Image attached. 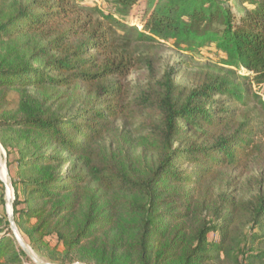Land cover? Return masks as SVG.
Wrapping results in <instances>:
<instances>
[{
	"label": "trees",
	"instance_id": "obj_1",
	"mask_svg": "<svg viewBox=\"0 0 264 264\" xmlns=\"http://www.w3.org/2000/svg\"><path fill=\"white\" fill-rule=\"evenodd\" d=\"M232 1L237 13L230 0H0V141L33 250L53 264H264V184L252 178L248 199L216 189L264 172V0ZM158 42L228 69L182 86L159 71ZM133 125L152 159L122 136ZM5 218L0 264H36Z\"/></svg>",
	"mask_w": 264,
	"mask_h": 264
},
{
	"label": "rangeland",
	"instance_id": "obj_2",
	"mask_svg": "<svg viewBox=\"0 0 264 264\" xmlns=\"http://www.w3.org/2000/svg\"><path fill=\"white\" fill-rule=\"evenodd\" d=\"M95 1L99 6H103L105 3H107L109 0H93ZM230 2L233 4V1L230 0ZM233 10L235 13H237L238 8L235 7L233 4ZM153 48L158 53V69L161 73L164 71H168L173 69V78L175 82L182 86L186 87H192L194 84L199 82L203 79V77L209 75V74H216V73H222L225 72L228 68L221 65L217 61H215L214 55L208 54V56H199L197 54L189 53L186 51H182L175 46H173L169 42H158L154 43ZM128 79H137V73L136 72H130L127 74ZM257 87L255 85H252V90H256ZM13 99L14 96H11ZM16 100H14L13 104ZM8 107L11 108V105H8ZM256 119V128L259 130L258 140L261 141L264 144V113H259L255 117ZM137 129V125H133L132 127L126 126L123 127L122 130V136L126 139V142L131 143L132 151L136 154H142L146 159H152L151 154L144 150L143 146H140L139 140H141V135L137 134L135 130ZM3 136V137H1ZM8 134L3 133L0 131V137L1 138H7ZM137 140V141H136ZM0 148L2 152L6 156V150L4 146L1 144L0 141ZM6 162V157L4 159ZM14 154H10L9 156V162H10V168L7 169L8 172V178L7 181L11 182L12 176L15 175V166H14ZM233 174L224 176L221 182L218 183L217 190L221 189H227L232 190L236 193L237 197H242L244 199H248L254 192L257 191L259 186L252 182V178H256L262 184H264V172H260L257 169H254L250 173L243 174L235 181V183L232 185L231 183L234 181L232 178ZM1 182V181H0ZM7 207L6 202L4 200V187L3 184H0V215H5L7 219ZM19 233L23 237V239L27 242L26 238L24 237V234L21 230H19ZM48 241L51 245L56 244V239L54 237H49ZM31 248V247H30ZM31 251L33 255L37 258V260L41 262H50L43 254L37 253L35 250L31 248ZM51 263V262H50ZM74 264H81V263H74Z\"/></svg>",
	"mask_w": 264,
	"mask_h": 264
},
{
	"label": "water",
	"instance_id": "obj_3",
	"mask_svg": "<svg viewBox=\"0 0 264 264\" xmlns=\"http://www.w3.org/2000/svg\"><path fill=\"white\" fill-rule=\"evenodd\" d=\"M5 154H4V159H5ZM5 168H6V174L8 176L7 172V166L5 162ZM0 181L3 184L4 187V200L6 202V207H7V221L9 223V230L12 233L13 237L15 238L18 246L25 252V254L32 259V261L36 264H53L50 262H41L37 260V258L33 255L30 246L28 243L23 239L21 234L18 231V228L15 224L14 221V213H13V201H14V194H13V187L11 185V182L6 181L5 179L0 177Z\"/></svg>",
	"mask_w": 264,
	"mask_h": 264
},
{
	"label": "bare ground",
	"instance_id": "obj_4",
	"mask_svg": "<svg viewBox=\"0 0 264 264\" xmlns=\"http://www.w3.org/2000/svg\"><path fill=\"white\" fill-rule=\"evenodd\" d=\"M0 177L7 181L8 176L6 174L4 153L2 152L1 148H0Z\"/></svg>",
	"mask_w": 264,
	"mask_h": 264
}]
</instances>
